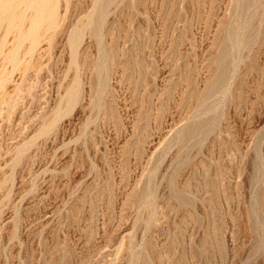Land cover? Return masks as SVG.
<instances>
[{
	"label": "rangeland",
	"instance_id": "rangeland-1",
	"mask_svg": "<svg viewBox=\"0 0 264 264\" xmlns=\"http://www.w3.org/2000/svg\"><path fill=\"white\" fill-rule=\"evenodd\" d=\"M0 264H264V0H0Z\"/></svg>",
	"mask_w": 264,
	"mask_h": 264
}]
</instances>
